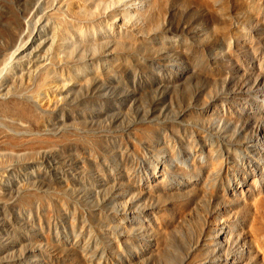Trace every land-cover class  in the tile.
<instances>
[{
	"label": "rangeland",
	"instance_id": "rangeland-1",
	"mask_svg": "<svg viewBox=\"0 0 264 264\" xmlns=\"http://www.w3.org/2000/svg\"><path fill=\"white\" fill-rule=\"evenodd\" d=\"M0 264H264V0H0Z\"/></svg>",
	"mask_w": 264,
	"mask_h": 264
},
{
	"label": "bare ground",
	"instance_id": "bare-ground-1",
	"mask_svg": "<svg viewBox=\"0 0 264 264\" xmlns=\"http://www.w3.org/2000/svg\"><path fill=\"white\" fill-rule=\"evenodd\" d=\"M21 29H22V31L20 30V32H19V35L17 36V39H18V42L14 45V50L11 52V54H13L14 55V53H16V52H18L20 49H22V47H24V44L26 43L25 41H26V39H24V37H25V33H23L24 32V28L26 29V21H24V22H22L21 23ZM16 39V40H17ZM38 72V71H37ZM39 74V73H38ZM43 73H41V74H39L40 76L42 75ZM25 113V112H24ZM13 138V137H12ZM12 138H10V139H12ZM9 139V140H10ZM14 139V138H13ZM28 140V139H27ZM30 140V139H29ZM11 142H12V140H11ZM14 144H16L15 143V141L13 142ZM19 143V142H18ZM12 144V143H11ZM31 144V143H30ZM28 146V145H27Z\"/></svg>",
	"mask_w": 264,
	"mask_h": 264
}]
</instances>
